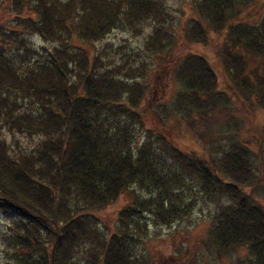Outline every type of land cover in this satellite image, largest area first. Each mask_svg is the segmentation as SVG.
I'll use <instances>...</instances> for the list:
<instances>
[{
    "label": "trees",
    "instance_id": "obj_1",
    "mask_svg": "<svg viewBox=\"0 0 264 264\" xmlns=\"http://www.w3.org/2000/svg\"><path fill=\"white\" fill-rule=\"evenodd\" d=\"M90 1L0 0V4L10 3L16 27L30 28L45 41L63 42L45 57L26 47L23 40H13L12 46L21 58L16 66L7 58L13 51L7 46L11 38L0 32V123L13 128L19 121L36 120L42 137L36 150L23 153L19 160L8 156L6 143L0 141V215L10 220L5 230L6 264H73L88 250L93 253L90 264H135L136 246L144 244L140 219L144 218L141 214L145 205L137 189L167 195L166 218L156 220L157 225L171 227L184 217L186 208L176 209L179 200L190 207L193 201L208 204L205 224L211 230L204 245L218 256L234 254L236 264H264V209L250 201L243 189L255 177L250 170L252 152L234 145L227 153L195 158L163 134L146 130L142 115L133 110L136 100L128 96L132 87L112 78L108 70L102 72V60L87 51L90 47L78 48L76 39H102L118 21L123 22L118 14L109 13L110 19L98 31L88 24L81 29L83 12L93 17V9L97 12L116 0ZM122 1L117 0L116 7ZM152 1L163 7V0ZM259 1L211 0V23L204 22L201 10L198 25L195 22L196 26L189 29V39L192 42L201 37L207 43L212 34L228 40L233 35V51L228 54L231 59L224 56L221 66L229 71L234 84L238 78L237 87L244 95L253 97L264 109V22L257 25L243 19L246 9ZM134 5L138 12L146 7L143 2ZM25 13L28 18L22 17ZM184 38L186 41V32ZM21 49L25 54L21 55ZM59 49L65 53L73 50L70 64L58 57ZM249 50L263 64V74L258 71L252 81L246 72ZM233 68L236 72L232 77ZM177 72L182 80L189 75L196 82L183 80L175 111L211 113L203 102L213 103L221 96L217 76L206 58L190 55ZM4 74L12 78L7 89L3 86ZM136 86L138 95H144V87ZM16 91L18 97L13 93ZM112 119L118 123L116 133ZM32 125L25 126L31 136ZM171 161L182 167L175 174L169 172ZM8 174L11 176L6 177ZM226 176L236 183H227ZM3 178L10 180L11 188L4 186ZM183 179L197 188L188 193L184 190L189 184L177 188ZM127 194L136 201L118 211L116 230L99 234L98 214ZM148 207L147 211H153ZM173 248L182 261L198 258L182 244Z\"/></svg>",
    "mask_w": 264,
    "mask_h": 264
},
{
    "label": "rangeland",
    "instance_id": "obj_2",
    "mask_svg": "<svg viewBox=\"0 0 264 264\" xmlns=\"http://www.w3.org/2000/svg\"><path fill=\"white\" fill-rule=\"evenodd\" d=\"M116 2L117 0L111 1L109 7H99L97 12L91 6L95 13L94 19L89 12H83L85 15L83 14L81 29L88 24L98 31L110 19L109 13V15L118 14L123 22L118 21L117 23L120 25L118 24L108 33L106 32L102 39L90 40V38L87 39L89 36L76 39L78 48L84 50L90 47L87 51L102 60L103 66L100 67L102 72L108 70L110 75H113L112 78L115 76L117 81L132 87L129 89L128 96L136 100L133 110L142 115L146 130L155 135L157 133L163 134L169 142L182 152L192 154L195 158L202 157V155L211 158L213 155L215 157V155L229 152L234 145H243L251 151L250 165L252 168L250 170L255 177L251 185L248 182L243 189L247 192V198L250 201L259 204L264 209V109L260 107L257 100L254 101L253 97L248 98L244 95V92L237 87L238 78L234 77L237 80L234 84V81L228 76L229 71L226 68L224 70L221 66L224 56L226 59L230 58L228 54L233 51L234 36L231 35L229 40L225 37V40L224 36L212 34L207 39V43H203L201 37H197L196 41L192 42L189 39V29L196 26L195 22L198 25L201 10L204 14V22L211 23L214 15L212 12L214 2L211 0H163V7L156 6L152 0H123L119 7H116ZM140 2L145 3L146 7L138 12L134 3L139 4ZM202 5H204L203 8ZM99 9L103 10L105 15L103 12L100 13ZM25 15L26 13L22 17L28 18ZM243 19L250 21V24L258 25L259 23L261 25L264 22V0L250 5L246 9ZM15 20L10 3H1L0 32L8 33L11 38L9 40V42L11 41L10 45L7 46H9V51L13 49L11 53L13 56L10 54L6 57L16 66L20 64L21 58H18L20 55L12 46L13 40H23L26 47L34 49L38 54L45 57L51 53L50 50L63 44L57 40L56 42L45 41L38 34H32L30 28L16 27L18 25ZM78 33L81 34L80 29ZM199 40L200 42H198ZM58 51H60L58 57L63 61H69L70 64L72 58L69 55L74 53L73 50H69L71 53H65L63 49ZM23 54H25V49H21V55ZM254 54L255 52L249 50L245 56L246 72L251 81L258 71H261V75L263 74V64L254 58ZM190 55L205 57L212 72L214 71L215 76H217L218 92H220L218 94L221 98L216 99L213 103L205 101L202 105L210 108L211 113L203 114L206 111L196 112L194 110H189L188 113L175 111L183 80V83L187 79H191L190 82L192 83L196 82V78L189 75L187 79L183 80L177 76V71L180 70ZM36 59L37 56H35L34 61ZM234 72H236L235 68L230 72L232 77ZM237 72L240 73V68L237 69ZM2 81L3 86L7 89L12 78L10 75L4 74ZM136 85L144 87L146 90L144 95H138ZM118 86L121 87L120 83ZM125 89L121 90L119 94ZM13 93L16 97L19 96L17 91ZM14 98L13 96L11 100ZM24 121L25 123L23 121L17 122L13 128L3 124V121L0 123V141L6 143L7 155L13 159L18 157L19 160V156L23 153L34 152L42 141V137L37 132L36 120ZM30 122L33 123L30 127L33 136L29 130L25 129V126ZM110 122L114 127L113 132L116 133L118 131L117 121L112 119ZM179 164L171 161L169 172L171 170L172 174H175L177 169L182 168ZM8 176L11 175H6V177ZM229 178L226 176L227 183H236L234 179L231 178L230 180ZM3 182L4 186L11 188V182L8 178H3ZM186 184L189 185L185 188ZM195 186L191 181L183 179V183L177 188L184 187V191L188 193L187 191L195 189ZM137 191L145 205L141 214L144 218L140 219L144 244L136 246L135 264H194L195 261V264H236L233 259L234 254L229 255L227 253L218 256L204 245L208 231L211 230L210 225L205 224L208 219V204L202 201L195 204L193 201L194 205L190 207V204H184L182 203L184 201L179 200L175 203L176 209L186 208L185 213H182L184 217L178 218L174 226L171 227L169 225H157L156 220L162 222L166 218L164 206L166 209L168 208L167 195L149 194L148 189L144 192H140L138 189ZM189 195L190 193L187 194V196ZM133 200L136 201L131 194H127L118 203L99 213L97 230L99 234L109 235L113 233L117 228L118 211L125 205L131 204ZM148 206H152L153 211H147L150 208ZM9 223L10 220L0 215V264H6L5 250L8 248V242L5 237V230ZM176 243L182 244L185 249L189 248L191 254L197 253L198 258L195 257L192 261L189 258L188 260H180L178 253L173 248L177 245ZM92 260L93 253L88 250L82 253L73 264L78 262L79 264H90Z\"/></svg>",
    "mask_w": 264,
    "mask_h": 264
}]
</instances>
